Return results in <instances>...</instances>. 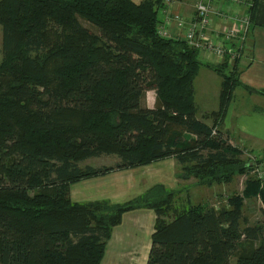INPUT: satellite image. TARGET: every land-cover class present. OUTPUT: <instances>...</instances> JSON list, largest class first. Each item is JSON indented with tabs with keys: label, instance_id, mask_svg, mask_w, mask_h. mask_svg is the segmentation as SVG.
Wrapping results in <instances>:
<instances>
[{
	"label": "trees",
	"instance_id": "obj_1",
	"mask_svg": "<svg viewBox=\"0 0 264 264\" xmlns=\"http://www.w3.org/2000/svg\"><path fill=\"white\" fill-rule=\"evenodd\" d=\"M163 2L0 0V264H101L113 228L140 209L157 215L147 264H264V221L242 226L244 197L264 203L255 170L220 209L180 208L163 183L125 202L71 198L77 181L169 156L183 178L208 186L262 161L244 162L223 130L237 62L207 64L223 78L220 108L212 124L197 118L203 61L160 36ZM150 90L154 107L144 103ZM112 154L114 165H82Z\"/></svg>",
	"mask_w": 264,
	"mask_h": 264
},
{
	"label": "crops",
	"instance_id": "obj_2",
	"mask_svg": "<svg viewBox=\"0 0 264 264\" xmlns=\"http://www.w3.org/2000/svg\"><path fill=\"white\" fill-rule=\"evenodd\" d=\"M133 1L141 3L143 0ZM174 1L172 6L164 1L161 6L162 11L159 10L161 24L171 28L174 23L167 21L170 12L182 13L184 17L189 19L194 15L197 0ZM257 1L255 11L253 9L255 0L212 1L213 10L216 13L213 19L217 25L224 23V20L218 17L217 12L229 14L231 17L236 16V14L250 13L252 18L251 30L243 42L242 55L237 61L240 83L233 89L232 99L222 116L223 130L230 133L232 141L240 148L250 147V145L256 147L259 143L264 145V93L260 91L264 89V0ZM213 59L214 61H203V65H201L194 80L196 116L208 124L213 122V118L208 117L209 114L220 108L223 83L222 76L207 66V64L216 65L217 59ZM202 73L205 74V79H201V83L206 84V86L213 84L214 87L212 89L206 88L208 91L201 93L200 100L203 108L200 114H197L200 109V100L197 97L196 85ZM211 93H213L212 97ZM147 102L149 107H154L157 97L155 99L147 96ZM110 156L113 157L112 162H103L102 164L110 166L119 161L115 154ZM104 157L107 156L103 155L102 159ZM95 159L97 158H90L85 161H95ZM183 174L182 165L174 156H169L147 165L115 170L104 175L82 179L71 184L70 195L75 201L125 202L144 193L155 184L156 180L160 179L168 190L177 192V197L183 194L191 195V192L196 187L199 188L201 183L195 177L185 179L182 177ZM175 185L176 187H171ZM212 186L209 187L212 188ZM156 218L157 215L152 209H140L125 213L122 222L112 230L101 264H147ZM146 236L150 237L147 239Z\"/></svg>",
	"mask_w": 264,
	"mask_h": 264
},
{
	"label": "built area",
	"instance_id": "obj_3",
	"mask_svg": "<svg viewBox=\"0 0 264 264\" xmlns=\"http://www.w3.org/2000/svg\"><path fill=\"white\" fill-rule=\"evenodd\" d=\"M164 1L170 6L175 2L174 0ZM212 1L197 0L194 15L189 19L182 13L170 12L167 21L174 23V26L171 28L160 23L158 32L164 38L185 41L190 49L197 52L198 59L201 61H214L213 58H216V65L227 62L233 66L242 55L241 49L251 30L252 18L250 13L236 14L231 17L229 14L217 12L218 17L224 20V23L217 25L213 19L216 13L212 7ZM159 10L162 11V8L160 7ZM255 173L258 177L264 178V166H256Z\"/></svg>",
	"mask_w": 264,
	"mask_h": 264
},
{
	"label": "rangeland",
	"instance_id": "obj_4",
	"mask_svg": "<svg viewBox=\"0 0 264 264\" xmlns=\"http://www.w3.org/2000/svg\"><path fill=\"white\" fill-rule=\"evenodd\" d=\"M161 16V14H160ZM82 23L84 24V26L86 27H90V23H88L86 20L81 19ZM92 29H94L93 27H90ZM2 26L0 25V61L3 58V49H2V43H3V33H2ZM202 58V57H200ZM215 65V64H214ZM205 74L202 73L201 77L198 79L197 82V97L200 100V95H202V92L208 91L206 88H213V84H210V86H206V84L201 83V79H205ZM200 81V82H199ZM201 83V84H200ZM151 92H147L146 94V102L145 105H148L147 102V96H151L153 98L156 99L157 94L156 91L154 90H150ZM218 92V90H217ZM211 97L213 96V93L210 94ZM216 95V93H215ZM149 106V105H148ZM199 107L200 109L197 111V114H200L201 109L203 108L201 106V100L199 103ZM187 137H193L192 134L187 133L186 134ZM239 143V142H238ZM244 149V152L242 154V158L244 160V162H252V163H256L258 162V160H262L260 163H256V166L258 165H262L264 166V145L262 143H259V145H256V147H253V145H250V147H242ZM107 157H104L102 159V157L95 159V161H84L82 163L83 166L87 165V164H92V166H102L104 164H102L103 162H112L111 160H113V157L110 155H105ZM92 160V159H91ZM254 169L250 170L249 172L247 171L246 173H240L238 175H236L234 177V179L231 182H226V183H216L214 186H212V188H210L207 185H204V183H202L201 181H199V183H202L201 186L199 188H195V190L193 192H191V195L189 194H183L180 197H177L178 201H176L177 206H179L180 208L182 207H189L191 205L194 204H209L210 206H214L217 209H220L222 206H226L229 205L228 201L231 199V197L233 196H243L244 192V188L246 186V180L249 177L254 176ZM260 178V177H259ZM173 180V179H171ZM261 180H263L264 182V178H261ZM155 183H163L160 180H156ZM171 185V184H169ZM177 185V183H176ZM175 186H171L172 188L176 187ZM169 187V186H168ZM210 188V189H209ZM185 193V192H184ZM243 202V206H242V210H243V214H244V218H246L245 220H242V226H246V225H260L263 221H264V203L262 202V200H260L259 198L256 197H244V199L242 200ZM176 207V206H175ZM178 207V208H179ZM246 223V224H245ZM264 232V231H263ZM150 236H146L145 238H149ZM151 242H152V238H151ZM234 257L232 258V263L231 264H235L234 263Z\"/></svg>",
	"mask_w": 264,
	"mask_h": 264
},
{
	"label": "water",
	"instance_id": "obj_5",
	"mask_svg": "<svg viewBox=\"0 0 264 264\" xmlns=\"http://www.w3.org/2000/svg\"><path fill=\"white\" fill-rule=\"evenodd\" d=\"M253 163H251V165H252Z\"/></svg>",
	"mask_w": 264,
	"mask_h": 264
}]
</instances>
